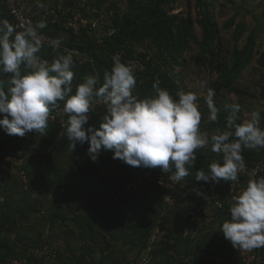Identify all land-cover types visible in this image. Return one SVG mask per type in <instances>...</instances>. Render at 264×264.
I'll use <instances>...</instances> for the list:
<instances>
[{
  "label": "clouds",
  "instance_id": "clouds-1",
  "mask_svg": "<svg viewBox=\"0 0 264 264\" xmlns=\"http://www.w3.org/2000/svg\"><path fill=\"white\" fill-rule=\"evenodd\" d=\"M37 3L42 6L39 0ZM46 27V21H29L17 31L8 20H0V129L5 134L25 137L44 132L51 111L61 108L62 102L71 151L87 142V154L93 162L102 152L111 151L113 159L133 167L171 172L170 179L179 182L189 176L190 168H195L197 150L210 148L222 154L223 162L209 163L207 171L199 168L195 179L213 185L237 182L246 167L243 151L264 148L260 111L238 122L240 106L234 104L226 130L211 135L201 132L202 113L196 93L180 90L174 97L156 80L152 94L141 99L136 93V69L122 63L119 55L113 56L111 70L104 71L102 85L96 74L86 76L74 88L71 52L57 54L51 63L39 55L45 43L54 49L60 47L59 40L46 42L40 35ZM5 78L7 89L3 86ZM214 96L215 91L209 89L206 103L211 122L218 119ZM101 103L105 112L96 128L89 125L87 114L93 105ZM197 195L207 199L204 193ZM232 200L230 219L220 229L224 239L233 248L247 252L264 248V176L249 180Z\"/></svg>",
  "mask_w": 264,
  "mask_h": 264
},
{
  "label": "crops",
  "instance_id": "crops-1",
  "mask_svg": "<svg viewBox=\"0 0 264 264\" xmlns=\"http://www.w3.org/2000/svg\"><path fill=\"white\" fill-rule=\"evenodd\" d=\"M0 20L6 19H2L0 15ZM56 54L64 55L62 51ZM3 86L5 89L9 87L7 82H4ZM100 111L96 116L87 114L89 125L99 128L104 114ZM54 125L48 123L44 132H37L38 141H32V137L27 134L20 137L21 144L38 152L31 158L34 160L33 164L44 170L54 167L52 177L45 181L33 178L29 180L28 185H24L20 178L8 177L0 171V225L11 228L10 231L0 234V251L5 247V252L8 249L16 254L26 250L30 252L31 249L40 247L41 241H48L47 243L52 244L59 253L54 264H123L136 261L147 254L150 256L149 264H153L152 252L158 251L160 244L155 245L151 253H148L149 238L145 244L138 240V232L146 229L148 222H152L154 228L164 226L167 230V243L171 245L166 256H155V263H163L168 256L170 264H188L187 260L190 264H199L204 258L213 264H220L221 258L217 255L221 253H228L237 259L232 252L235 249L220 232L222 223L227 220L224 216L203 217L202 233L192 240L177 236L174 228H181L176 224L177 217L169 215V207L161 209L153 194L141 204L137 212L120 214L112 210L111 207L116 203L125 209H130L135 204L132 196H116L125 186L123 190L115 191L101 187H107L109 180L120 179L123 171L122 161L113 159V153L107 151L102 152L98 160L93 162L87 154V142L86 145H77L76 150L71 151L66 136L67 126L62 128L59 124ZM52 126L58 141L62 142L59 151L48 141V131L51 132ZM12 137L0 129L1 155L13 152L10 145ZM106 157L111 158L114 163L108 168L93 171L92 165L98 164ZM117 162L121 163V166ZM88 176L90 179L87 181ZM122 197L124 198L121 199ZM22 198L25 203H22ZM21 208L27 214L26 218L20 219V214L16 212ZM47 209L51 210L45 215ZM12 220L16 221L13 228ZM213 223L218 226L212 227ZM206 236L211 239V245L197 250L196 244L205 240ZM185 239L190 241L188 247L183 241ZM228 264H231V258Z\"/></svg>",
  "mask_w": 264,
  "mask_h": 264
},
{
  "label": "rangeland",
  "instance_id": "rangeland-1",
  "mask_svg": "<svg viewBox=\"0 0 264 264\" xmlns=\"http://www.w3.org/2000/svg\"><path fill=\"white\" fill-rule=\"evenodd\" d=\"M39 3L42 6H38L37 0H31V11L36 22L39 14L50 11L52 6L61 4V1L39 0ZM82 4H85V9H89V14ZM64 6L74 9L82 18H103L107 22L104 40L119 31L115 23H123L128 18L139 21L142 25L141 36L130 41L128 47L157 65L160 75L164 74L170 80L172 89L169 92L174 97L180 90L197 94V103L202 113L200 128L203 132L218 134L226 130L227 117L234 104L240 106L241 119L238 122L250 119L254 111H260L264 118V0H72ZM5 12L0 10V15H7ZM143 12L148 17L145 20ZM212 25L216 27V36L210 41L207 35L211 34ZM50 30L64 41L75 37L61 27L51 26ZM166 31L178 37L173 38L164 50H158L153 37ZM205 39L208 45L203 47ZM87 48L90 54H99L105 59L106 52L99 46L87 45ZM240 62H248V67L228 81L227 76L238 70ZM96 74L101 77L103 73L98 71L93 75ZM4 82H7L6 78ZM76 84L78 82L74 80V88ZM209 89L215 91L213 101L218 109L216 122L208 120L206 96ZM136 93L141 98L142 92L139 89H136ZM261 127H264V119ZM27 135L32 137V141H38L39 135L35 132ZM10 145L16 153L14 156H20L23 151L26 161L32 158L29 157L32 150L29 146L27 150L26 145L21 144L20 137L13 136ZM250 151L252 165L260 166L263 169L260 177L264 176V148ZM3 159L0 154V160ZM9 168L4 172L8 177L22 180L11 169V163ZM200 187L204 188L205 183L202 182ZM50 210L47 209L45 215ZM211 226L218 225L213 223ZM45 232L47 234V229ZM44 243L41 241L39 246ZM217 256L221 258L220 264H228L230 258L231 264H242L238 257L233 258L228 253ZM44 264H54V261L45 260ZM255 264H264V254L259 255Z\"/></svg>",
  "mask_w": 264,
  "mask_h": 264
},
{
  "label": "built area",
  "instance_id": "built-area-1",
  "mask_svg": "<svg viewBox=\"0 0 264 264\" xmlns=\"http://www.w3.org/2000/svg\"><path fill=\"white\" fill-rule=\"evenodd\" d=\"M57 0H55L56 2ZM61 4L52 6L50 11L38 15L39 21H46L47 24L52 26L61 27L67 31H70L74 36L80 37L83 32H86L90 39L93 40L97 46L104 44L105 29L107 22L103 18L92 20L89 18H82L72 8H66L64 4L71 2L72 0H60ZM85 9V4H82ZM0 10H6L13 19V25L17 31L22 30L20 25L27 24L29 21L33 24L36 23V18L31 11V0H0ZM85 12L90 13L86 8ZM45 29V28H44ZM44 29L40 30V35L47 42L49 40H55L50 37ZM104 33V35H103ZM47 45V43H45ZM48 46V45H47ZM51 48V47H50ZM53 53L63 52L64 55L69 52L73 55L74 63L79 66H86L93 64L94 59L91 54L83 53L79 50L71 49H58L51 48ZM119 57L121 53L117 54ZM127 64L134 66L139 71L144 70V66L138 59H130ZM100 108L103 113L105 112V106L101 104L93 105L91 110ZM67 115L63 112L62 107L57 109L50 115L48 123L59 124L62 128L67 126ZM201 132L202 128H200ZM210 134V133H209ZM211 135V134H210ZM37 154V151H32L29 157ZM196 155L198 158L202 156L207 162L213 161L220 162L222 164V154H216L211 152L210 148L197 150ZM25 157H23V151L20 156H6L3 160H0V171L6 172L10 170L9 164L12 165V170L21 177L23 182L28 185V178L25 171L22 169L24 165ZM246 164V167L241 170L238 176L237 182H221L219 185H213L205 183V187L201 188L192 183H189L186 178L183 181H172L170 176L172 173L164 177L163 172L157 169L144 168L137 176H135L124 188L123 191L118 192L116 196H124L139 192L141 189L150 185L156 184L164 189L162 199L165 206L169 208H177L183 206L189 197H194V206L185 219L187 221L186 226L183 228H174L178 237H186L192 240L197 239L203 230V217L209 215H221L230 219V207L233 204L232 197L239 194L246 186L249 180L258 179L263 172L260 166H254ZM204 193L207 196L205 199L203 196L197 195V193ZM166 229L164 226L155 227L150 234L148 240V253H151L154 246L162 242H166ZM58 250L50 243H44L40 247L30 250L29 255L38 260V264H44L45 260L55 261L58 258ZM264 254V248L255 249L251 252H247L238 249V259L242 264H255L258 262L259 255ZM149 254L140 257L133 262H125L123 264H149ZM8 264H34L29 258H15Z\"/></svg>",
  "mask_w": 264,
  "mask_h": 264
},
{
  "label": "trees",
  "instance_id": "trees-1",
  "mask_svg": "<svg viewBox=\"0 0 264 264\" xmlns=\"http://www.w3.org/2000/svg\"><path fill=\"white\" fill-rule=\"evenodd\" d=\"M4 12L6 10H3ZM5 13H7V15H1L2 19H6L8 20L10 23L13 24V19L11 17V15L6 11ZM144 16V20L147 19L148 17H146L145 13L143 12L142 14ZM139 21L135 20V19H131L128 18L125 22L123 23H115L116 28L119 30L118 32L114 33L111 37H109L108 39L104 40V44L102 46H99L103 51L106 52V57L105 59H102L99 54H91L94 62L93 64H89L86 66H79L77 63H75V67L73 68V71L75 73V80L78 83L83 82L84 78L88 75H93L95 73H97L98 71H101L102 73H104L105 70H111L112 66H113V56H116L118 53H121L120 59L122 63L127 64V61L130 59H138L141 64L144 66V70L143 71H139L137 68L136 69V77H137V85H136V89H139L142 94H141V99L145 98L148 95H151L153 92L152 89V85L153 83L158 80L160 83V87L167 89L168 91L170 90V88L172 89V85L171 83H169V79H167L166 75L159 73V69H157V65L154 64L153 61L151 60H146L145 56L142 54H137L134 53L129 47H128V43L130 41H133L135 39H137L138 37H140V32L142 30V25L141 23H138ZM52 25L47 24V27L44 29V31L53 39L55 40H59L60 43V48L61 49H71V50H79L83 53H89V49L87 48V45L89 46H97L94 44L93 40L90 39V37L87 35L86 32H83L82 35L80 37H73L71 38L69 41H64L60 38H58L57 34L52 32L50 30V27ZM55 27V26H54ZM208 31V29L206 30V32ZM207 35V33H206ZM209 36V40L211 41V38H214V36H216V27L214 25L211 26V34L207 35ZM177 38L178 36L175 35V33H172L170 31H166L164 34L162 35H155L153 37L154 42L156 43L158 50H164L165 47L173 40V38ZM207 38V37H206ZM206 45H208L206 39L203 41L202 46L205 47ZM100 49V50H101ZM41 59H45L48 60L49 62H51L55 56L57 54L52 52V49L50 47H48L47 45L44 46V48L42 49L41 53L39 54ZM248 67V62H240L238 64V70L235 71L234 73H231L227 76V80L231 81L233 80L234 77L237 76V74H239L241 71H243L244 69H246ZM103 83V74L100 77L99 80V84L102 85ZM61 107H62V102H61ZM59 109V108H57ZM57 109H54L51 111L50 115L52 113H54ZM101 109L100 108H96L94 110H91L90 113L92 116H96V114H99ZM98 117V116H97ZM68 120V118H67ZM52 124V123H49ZM55 124V123H53ZM56 125V124H55ZM54 125V126H55ZM54 126L51 127L50 131H48L49 136H48V141L54 146V148H56L57 151H59L60 147H61V140L58 141L57 136H56V132L54 130ZM223 131V130H222ZM86 145V143L84 144ZM25 148L28 150L27 145L25 146ZM16 153L15 152H9L5 155H3V158L6 156H14ZM251 151L249 149H245L242 153L243 158L245 163L252 165V159L250 156L251 155ZM33 159H28V161H26L25 159V163L22 166V169L25 171L26 176L28 179L30 178H39L40 181H45L47 179H49L50 177L53 176L54 174V167H49L48 169H40V167H37L35 164H33ZM114 163V161L109 158L106 157L104 159H102L101 161L98 162V164H93L92 169L93 171L98 169V168H108L110 167L112 164ZM122 163V168L123 171L120 174V179L116 180H109V185H107V187L105 185H101V187L103 189L108 188V189H112V190H123L124 186H126L135 176H137L140 172H142V170L144 168H140V167H133L130 165H127L126 163H124L123 161ZM121 163L119 166H121ZM209 162L206 161L205 158H203L202 156H200V158L197 159V163L195 168H190L189 169V176L186 177V180L189 183H192L196 186H201L202 185V181L198 182L195 179V172L196 170H199V168H203L205 171H207V167H208ZM90 169V170H92ZM89 170V172H90ZM171 174V172H163L164 177H167ZM80 177V176H79ZM90 176H88L87 181L90 179ZM15 178V177H12ZM69 178V177H67ZM20 181L24 184L23 180L20 179ZM25 185V184H24ZM108 191V190H105ZM164 189L161 188L160 186L153 184L150 185L146 188L141 189L139 192L137 193H133V194H128L127 196H132L134 198V205L131 206L130 209H125L120 207V204L116 203V205L112 206V210L116 211L117 213H128V212H137L138 210H140V206L143 202L147 201L151 194L154 195L156 202L158 203L159 207L161 209H163L165 207V204L163 202L162 199V195H163ZM124 197H122L121 199H123ZM22 203H25L24 199H21ZM194 197H189V199L187 200V202L181 206V207H177V208H169L171 209V212L169 213V215H171L173 218L177 217V225L178 227H184L185 223L187 224V221L185 219V216H187L189 214V212L194 209ZM34 210V209H33ZM32 210V211H33ZM35 211V210H34ZM16 212H18L20 214V219L23 217L26 218L27 214L23 212V208H21V210H16ZM12 224V228L16 225V221L12 220L11 222ZM154 229V224L152 222H148L147 223V227L144 230H140L138 232V240L145 244L146 240L150 237L151 231ZM11 228L10 227H6L4 224L0 225V234L4 231H10ZM182 238V237H181ZM185 242V246L188 247V245L190 244L189 239H185L183 240ZM166 242H162L160 243V249L158 251H153L152 252V261L153 264H170L169 263V258L167 256V260L164 261L163 263H155V256L156 255H164L166 256L167 254V250L169 249V247L171 245H169ZM179 242V241H178ZM177 244V243H176ZM211 245V239L206 236L205 240L203 241H198V243L196 244V248L198 249H203L205 247H209ZM177 247V245H176ZM5 247L2 248V251H0V264H8L12 259L15 258H29V260L34 263V264H38V260L36 258H34L33 256L29 255V250H26L23 253L20 254H16L13 251H10L8 249V251H4ZM235 249V248H234ZM178 252V251H177ZM233 252L234 257L238 255V249H235ZM197 259V256H196ZM194 259V261L196 260ZM199 264H213L211 263L209 260L207 259H202V261H200Z\"/></svg>",
  "mask_w": 264,
  "mask_h": 264
}]
</instances>
